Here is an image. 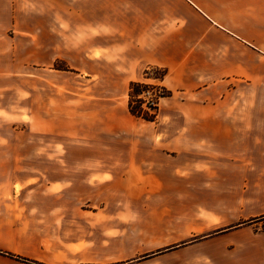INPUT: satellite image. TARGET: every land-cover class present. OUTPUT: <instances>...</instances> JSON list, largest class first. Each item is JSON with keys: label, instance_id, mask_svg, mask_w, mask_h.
I'll return each mask as SVG.
<instances>
[{"label": "rangeland", "instance_id": "obj_1", "mask_svg": "<svg viewBox=\"0 0 264 264\" xmlns=\"http://www.w3.org/2000/svg\"><path fill=\"white\" fill-rule=\"evenodd\" d=\"M26 2L0 0V264H31L14 258L28 253L33 256L23 259L40 264H130L160 253L168 254L155 264H264V240L255 243V252L245 244L252 231L261 237L264 231V128L260 130L264 74L262 81L240 85L236 91L232 83L221 82L214 98L194 99L177 92L160 99L156 125L148 124L127 115L126 93L119 92L122 83L115 84L117 97H110L106 83L84 73L77 75L68 64V51L34 48L37 33L50 28L44 24L50 19L38 18L35 6ZM98 55L94 53L95 72L100 68ZM143 83L156 84L153 80ZM216 102L249 106L256 112L250 176L223 177L226 173L215 171L207 152L200 155V178L191 184L212 185L213 192L185 191L180 179L167 185L162 177L157 186L156 178L150 182L133 175L136 139L148 143L154 137L156 152L169 154L160 143L170 106ZM41 155H71L68 159L87 155L93 161H54L48 156L38 158ZM71 168H93L104 174L89 177L88 187L43 192V199L33 191L21 193L18 181L11 187L1 180L2 176L15 178L24 170ZM57 203L63 205L59 215L50 211ZM79 205L89 211L82 216L91 217L92 224L86 226L77 219L72 207ZM7 212L13 213L12 227L3 224ZM24 213L36 217L39 225L19 223ZM209 214H214L212 222ZM236 228L248 231L240 236V248L223 249L213 258L205 255L219 245L200 244L204 239ZM75 232L81 238L73 248L67 243Z\"/></svg>", "mask_w": 264, "mask_h": 264}, {"label": "crops", "instance_id": "obj_2", "mask_svg": "<svg viewBox=\"0 0 264 264\" xmlns=\"http://www.w3.org/2000/svg\"><path fill=\"white\" fill-rule=\"evenodd\" d=\"M26 1L29 7L35 6L38 18L50 19L44 23L50 28L37 33L34 48L68 51V64L79 72L77 75L84 73L87 77H97L112 91L110 97H117L115 84L122 83L119 92L126 93L127 103L130 83H143L146 80L144 72L150 68L166 70L167 74L159 85L170 91L171 97L178 92L194 99L214 98L215 93H220L221 82L232 83L236 91L240 85L263 80L264 0ZM22 34L34 36L27 32ZM95 52L100 60L96 62L100 66L96 72L93 70L94 60L97 59ZM80 67H84V70ZM233 86L230 90H233ZM126 113L132 117L127 104ZM253 113H256L253 107L222 105L219 102L170 106L165 112V137L160 143L169 154L156 152L154 137L149 138L148 143L144 139H136L133 141L136 162L133 175L148 178L150 182L156 178L157 186L162 177L167 185L180 179L185 182V191L198 192L200 189L213 192L212 185L191 184V181L200 178L197 173L203 162L200 155L207 152L215 171L226 173L223 177L233 175L247 178L251 175L248 163L253 160ZM145 123L156 125V122ZM260 123V130H263V116ZM172 152H177L179 156H171ZM47 156L54 161H93L87 155L75 159H68L71 155H41L38 158ZM4 158L12 157L4 155ZM103 174V170L93 168L24 170L15 178L5 179L2 176L1 180L11 187L18 181L21 193L33 191L43 199L44 196L40 195L43 192L74 191L88 187L89 177ZM62 206L57 203L50 211L59 215ZM72 209L84 225L92 224L91 217L82 216V213L89 212L83 210L82 205ZM212 215L209 214L211 222ZM3 216V224L12 227L13 213L7 212ZM19 219L23 226L39 225L37 218L28 217V213ZM33 232L28 234L32 235ZM241 234H248L247 229L236 228L206 238L200 244L219 245L218 249L205 253L213 258L222 254L223 249L234 251L240 248L238 245L243 244ZM80 238L75 232L67 245L74 248ZM249 239L250 242L245 244H249L254 251L255 243L260 245L264 235L261 237L258 232L252 231ZM167 254L160 253L129 263H162ZM32 256L28 253L18 257ZM18 257L14 255V258ZM240 264L251 263L241 261Z\"/></svg>", "mask_w": 264, "mask_h": 264}, {"label": "trees", "instance_id": "obj_3", "mask_svg": "<svg viewBox=\"0 0 264 264\" xmlns=\"http://www.w3.org/2000/svg\"><path fill=\"white\" fill-rule=\"evenodd\" d=\"M151 72L155 73L154 77H150L152 74ZM166 74V70L150 68L144 72V79L153 80L156 82V84H146L140 82L130 83L128 90L127 109L132 117L144 122H155L159 111V100L171 96L170 91L159 85ZM256 219L257 218L253 219L252 221ZM18 260L29 262L31 264H40L20 257H18Z\"/></svg>", "mask_w": 264, "mask_h": 264}]
</instances>
